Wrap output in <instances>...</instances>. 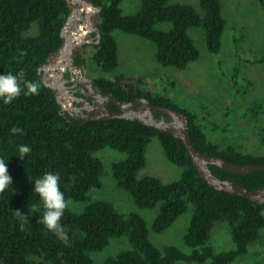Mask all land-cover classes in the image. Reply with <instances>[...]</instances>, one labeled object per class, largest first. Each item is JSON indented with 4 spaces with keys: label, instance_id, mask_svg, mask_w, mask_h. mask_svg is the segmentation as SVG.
<instances>
[{
    "label": "trees",
    "instance_id": "trees-1",
    "mask_svg": "<svg viewBox=\"0 0 264 264\" xmlns=\"http://www.w3.org/2000/svg\"><path fill=\"white\" fill-rule=\"evenodd\" d=\"M88 1L101 7L100 38L90 61L100 72L113 74L112 78H94L103 94L122 103L143 97L153 105L182 112L192 144L202 154L236 166L264 164V150L244 153L238 147L210 141L198 115L166 96V88L153 92L142 85V79L115 72L119 66L115 30L151 41L155 60L163 67L183 70L199 59V50L187 32L191 27H200L207 50L219 53L226 23L219 0H199V11L171 0H142L132 15L122 13V0ZM259 2L264 11V0ZM70 5L65 0H0V73L18 75L21 86L20 95L11 102L0 98V158L6 160L12 177V185L0 191V264H95L90 254L103 250L114 237H125L130 248L103 264H234L251 245L264 248V204L211 188L198 175L182 142L171 134L139 121H84L61 111L54 91L40 82L38 69L62 46L60 32ZM163 22L170 23L171 29L155 28ZM77 61L87 66L80 55ZM24 81L37 83L38 92L25 95ZM107 109L117 110L112 103ZM247 110L264 116V98L250 101ZM13 126L22 132L11 133ZM152 139L160 143L165 159L181 170L179 179L162 182L156 176L140 175ZM20 145L31 149L24 159L18 157ZM105 148L125 154L111 165L115 185L131 196L137 208L157 209L150 227L138 213L125 215L107 201L92 199L91 192L102 187L103 176V164L96 154ZM209 168L218 178L250 191L264 187L262 171L237 175L215 165ZM48 171L59 173L66 201L87 203L81 213L71 211L68 204L64 209L60 222L68 233L66 243L39 220L44 207L32 191V182ZM189 207L192 215L183 242L191 251L154 246L149 231H164ZM222 222L228 225L235 248L216 252L209 240L215 225Z\"/></svg>",
    "mask_w": 264,
    "mask_h": 264
},
{
    "label": "rangeland",
    "instance_id": "rangeland-1",
    "mask_svg": "<svg viewBox=\"0 0 264 264\" xmlns=\"http://www.w3.org/2000/svg\"><path fill=\"white\" fill-rule=\"evenodd\" d=\"M171 1L191 5L199 11V0ZM141 2L142 0H122V13H136ZM219 2L226 21L219 53H210L206 48L203 30L191 27L187 32L199 50V59L183 70L163 67L155 60V45L151 41L115 30L112 35L117 42L119 58V66L115 72L133 79H142V85L153 92L166 88V96L183 109L198 115L210 141L222 146L238 147L244 153L261 154L264 150V116H256L255 112H250L247 108L250 101L264 98V11L259 0ZM70 6L71 9L77 7L74 4ZM98 21L99 15H94L93 23L97 24ZM155 28L168 31L171 24L158 23ZM92 52L93 49L89 46L85 48V44L80 48V55L87 62L85 71L88 76L112 78L113 74L100 72L90 61ZM56 59L55 55L50 57V61ZM96 155L102 161L103 176L102 187L91 192L92 199L107 201L125 215L130 212L138 213L150 227L157 209L137 208L131 196L118 188L112 178V163L122 160L125 154L105 148ZM145 158L147 164L140 172L141 176H156L162 182L179 179L181 170L165 159L157 139H152L147 146ZM86 204L69 200L68 208L81 213ZM191 215L192 207H189L164 231L150 230L149 239L152 244L159 249L172 245L189 253L191 249L184 244L183 237ZM262 233L264 234V230ZM209 243L216 252L235 248L225 222L215 225ZM129 248L130 244L125 237H114L103 250L93 252L90 256L95 264H103L109 257ZM234 264H264V248L261 245H251L248 253Z\"/></svg>",
    "mask_w": 264,
    "mask_h": 264
},
{
    "label": "water",
    "instance_id": "water-1",
    "mask_svg": "<svg viewBox=\"0 0 264 264\" xmlns=\"http://www.w3.org/2000/svg\"><path fill=\"white\" fill-rule=\"evenodd\" d=\"M65 1L69 4L77 5V8L71 9L65 25L61 29L60 37L62 46L51 55H57V60L50 61V56L45 64L38 69L40 82L45 87L54 91L62 112H65L71 107L75 99L71 94L67 95L65 89L67 80L64 78V72L69 68V70L76 74L80 73V69L72 66L73 56L76 55L81 45L90 42L92 34L99 40L100 31L97 24L91 21L90 16L99 15L101 12V7L95 6L88 0ZM88 13L90 14L88 15ZM68 28H72V30L69 31ZM81 80L90 91L88 97L95 100L94 104H89L86 107L88 114L84 116V121L110 120L114 118L129 119L167 132L175 139L182 142L198 175L201 179L206 181L211 188L239 195L259 205L264 204V187L250 191L233 181L218 178L209 168L210 165H215L237 175H246L254 171L264 172V164L236 166L228 164L219 157H211L202 154L198 152L192 144L188 120L182 112L163 106L153 105L143 97L130 103H122L111 94L96 92L90 78L82 76ZM61 98L65 100H61ZM85 102H87V100H85ZM106 103H112L120 110L111 112L106 108ZM140 104L143 105L142 108H135ZM127 107H129V110H125ZM74 110L76 109L74 108ZM154 114H158L160 118H155Z\"/></svg>",
    "mask_w": 264,
    "mask_h": 264
},
{
    "label": "clouds",
    "instance_id": "clouds-1",
    "mask_svg": "<svg viewBox=\"0 0 264 264\" xmlns=\"http://www.w3.org/2000/svg\"><path fill=\"white\" fill-rule=\"evenodd\" d=\"M23 83L27 88L25 95L29 93L36 94L38 92L39 85L37 83L32 81H24ZM20 93L19 76L11 72L0 73V98L5 103H8L20 95ZM10 131L16 134L22 132V129L13 126ZM30 151V146L20 145L18 157L24 159L25 154ZM59 180V173L53 171L45 172L32 182V191L37 193L43 202L44 212L39 218L40 222L50 229L61 241L66 243L68 241V233L65 230V226L61 224L60 218L67 207L68 201L65 200L64 193L60 189ZM9 185H12V177L8 172V164L5 159L0 158V191L6 189ZM16 211L19 215L20 210L17 209Z\"/></svg>",
    "mask_w": 264,
    "mask_h": 264
},
{
    "label": "flooded vegetation",
    "instance_id": "flooded-vegetation-1",
    "mask_svg": "<svg viewBox=\"0 0 264 264\" xmlns=\"http://www.w3.org/2000/svg\"><path fill=\"white\" fill-rule=\"evenodd\" d=\"M90 38H91L90 42L84 43L85 48L87 46H89L90 49L94 50V45L98 43V40H97V38L94 37V35L91 36ZM81 46H83V45H81ZM81 46L79 47L76 55H74L73 59H72V66H75L76 68L80 69V73L76 74V73L72 72L71 70H69V68H67L66 71L64 72V78L67 80V82L65 83V89H66L67 95L71 94L73 97H75V99L72 102L71 107H69L65 112L67 114H69L70 116H72L73 118L78 119V120H84V116H86L88 114V110L86 109V107L89 104L90 105L94 104V102H95V100L93 98L88 97L90 94V91L85 86V84L82 82L81 77L86 76V77L90 78L93 82L94 90L98 93H103L95 86L94 78L88 76V74L86 73V71H85L86 67L84 66V64L77 61V57H78V55H80ZM55 56H57V55H55ZM105 94H108V93H105ZM61 100H65V99L61 98ZM85 100H87V102H85ZM108 104H110V103H106V108H107ZM142 106L143 105L140 104V105H137L135 108H142ZM74 108L76 110H74ZM119 110L120 109L117 108V110H115V111H119ZM125 110H129V107L125 108ZM154 117L160 118L158 114H154Z\"/></svg>",
    "mask_w": 264,
    "mask_h": 264
},
{
    "label": "bare ground",
    "instance_id": "bare-ground-1",
    "mask_svg": "<svg viewBox=\"0 0 264 264\" xmlns=\"http://www.w3.org/2000/svg\"><path fill=\"white\" fill-rule=\"evenodd\" d=\"M75 5V4H74ZM77 8V7H76ZM82 14H83V12H82ZM90 13H88V15H89ZM93 17H94V15H91L90 16V18H91V21L93 22ZM68 30L70 31V30H72V28H68ZM57 60V59H56Z\"/></svg>",
    "mask_w": 264,
    "mask_h": 264
}]
</instances>
